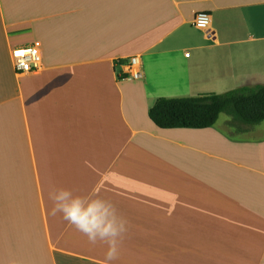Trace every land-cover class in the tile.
Returning <instances> with one entry per match:
<instances>
[{"label":"crops","instance_id":"1","mask_svg":"<svg viewBox=\"0 0 264 264\" xmlns=\"http://www.w3.org/2000/svg\"><path fill=\"white\" fill-rule=\"evenodd\" d=\"M33 41L41 66L19 74L11 51ZM256 84L264 0H0V264H104L107 245L50 214L61 187L128 219L113 264H264V120L148 116L168 86Z\"/></svg>","mask_w":264,"mask_h":264},{"label":"trees","instance_id":"2","mask_svg":"<svg viewBox=\"0 0 264 264\" xmlns=\"http://www.w3.org/2000/svg\"><path fill=\"white\" fill-rule=\"evenodd\" d=\"M221 113L233 114L248 125L263 121L264 84L191 97H158L148 110L150 120L162 129L209 128Z\"/></svg>","mask_w":264,"mask_h":264},{"label":"clouds","instance_id":"3","mask_svg":"<svg viewBox=\"0 0 264 264\" xmlns=\"http://www.w3.org/2000/svg\"><path fill=\"white\" fill-rule=\"evenodd\" d=\"M94 198L87 199L80 195H74L71 188H58L49 199L53 203L51 215L61 214L64 221L73 226L76 231L87 237L91 245L101 242L107 245L104 264H113L121 254V246L129 232L130 222L122 215L116 205L111 201L101 200L99 193L94 190L90 193ZM106 204L103 212L99 209ZM10 264H17L10 261Z\"/></svg>","mask_w":264,"mask_h":264},{"label":"built area","instance_id":"4","mask_svg":"<svg viewBox=\"0 0 264 264\" xmlns=\"http://www.w3.org/2000/svg\"><path fill=\"white\" fill-rule=\"evenodd\" d=\"M209 15L206 13H197L192 21L194 27L208 31ZM188 53H186L187 55ZM12 63L14 70L19 74L32 73L41 66L42 52L41 43L33 41L32 43L12 49ZM121 75L125 78L139 79L142 77L141 62L139 56H131L120 63Z\"/></svg>","mask_w":264,"mask_h":264},{"label":"rangeland","instance_id":"5","mask_svg":"<svg viewBox=\"0 0 264 264\" xmlns=\"http://www.w3.org/2000/svg\"><path fill=\"white\" fill-rule=\"evenodd\" d=\"M168 87H171L170 88L171 90L165 95H163V97H191L199 93H205V92L222 93L227 90L236 88V87H191L189 88V87H184L182 85L168 86ZM211 88L213 89L212 91L209 90ZM226 117H228V114L222 113L219 121H222Z\"/></svg>","mask_w":264,"mask_h":264}]
</instances>
